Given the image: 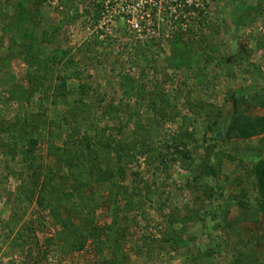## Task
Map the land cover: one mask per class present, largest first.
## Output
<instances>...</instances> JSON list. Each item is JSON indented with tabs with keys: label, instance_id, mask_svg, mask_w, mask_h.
<instances>
[{
	"label": "rangeland",
	"instance_id": "rangeland-1",
	"mask_svg": "<svg viewBox=\"0 0 264 264\" xmlns=\"http://www.w3.org/2000/svg\"><path fill=\"white\" fill-rule=\"evenodd\" d=\"M23 30L28 58L15 50ZM62 78L77 127L50 102ZM24 109L60 124L56 136L103 131L135 150L117 166L96 144L99 179L82 172L86 210L74 197L44 209L39 183L21 178L62 171L48 130L32 158L2 131L0 264H104L113 221L122 264H264V0H0V128ZM56 183L71 193L64 174ZM121 193L135 194L130 210ZM90 214L103 231L70 249L62 226Z\"/></svg>",
	"mask_w": 264,
	"mask_h": 264
},
{
	"label": "trees",
	"instance_id": "trees-1",
	"mask_svg": "<svg viewBox=\"0 0 264 264\" xmlns=\"http://www.w3.org/2000/svg\"><path fill=\"white\" fill-rule=\"evenodd\" d=\"M4 29H8V27H5ZM21 32H23V34L20 35L24 40L21 41L22 43L20 45V49L15 50L18 55H22L28 58L33 55V53L31 52V47H34V44L31 40V33H27V31L25 30L20 31L19 33ZM13 36H11V40ZM28 51H30V53H27ZM77 87L81 91L84 88V84H78ZM67 90L66 79L62 78L61 81L54 87L50 102L52 106L63 105L68 108V113L66 111H63V114H69L71 120L75 122L77 127L78 122L76 118H80L81 116L79 115L78 117L77 114L82 113L80 111L78 112L79 102L76 105H68L69 100L67 99V96L69 95V93L66 92ZM28 92L29 90L27 91L24 89L25 95L28 94ZM25 98L27 99V95L25 96ZM81 104L83 103L81 102ZM17 105L18 103L16 104V106ZM17 108L22 109V104L18 105ZM58 114L61 115V113L59 112ZM17 115L10 124L7 122L6 124L8 125H3L0 128V134L2 131H5L12 137V142L8 145V147H11V144L12 147L14 146V148L19 145V149L16 150L20 151V149L22 150L25 148V156H29L32 158L34 156L35 147L40 143V141L44 139L41 131L47 129V137H49V145L47 146V150L50 154H54L55 159L57 160L58 158L59 162L62 164V171L58 169H51L49 167L47 168L46 166L44 171H42L41 169H33L32 171H28L26 175L21 178L23 179V183L28 182L29 184L33 185L35 183H39V193L35 198V202L36 204L41 205V207H43L44 209L51 205L58 206V204L64 202L67 197H74V200L77 201V205L80 207V209H82L81 211H83L84 209L86 210L87 205L84 204V197H82V193H80V191H83L84 187L86 185H89L91 182L85 177H82V172H86V170H88L89 173L90 170V175L99 179L95 172H99L100 169L95 166L93 162L96 153V144H99L100 146L108 149V151H112L115 153L117 161L113 162V164L115 163V165L117 166L120 165V161L126 156V154H128L130 148L131 150H135V147L133 145L121 144L122 142L120 140L109 136L106 133L104 135L103 131L101 134L95 133L94 135H84V133H82L79 137L74 135L75 137L73 136L72 138L67 140L63 137V134H61L60 136H56V134H54V131H57V128H60V124L56 123V121H54L53 119L43 121L41 119V115H39L38 113H33L30 115L25 109L20 116ZM62 117L65 118V116ZM17 124L18 129L16 127ZM58 140L61 143L57 142ZM20 146L23 148H20ZM3 153L6 154V152ZM221 155L223 156V154ZM220 160L221 157L219 156L218 161L215 162L219 170L221 168ZM82 165L86 166L83 168ZM109 165H112V163ZM210 167H212V165H210ZM104 171L106 170L101 169V172ZM107 171L111 173L113 172V169L109 166ZM59 173L64 174L65 178L69 180V187L71 188V193L69 195L63 192H61L59 195L56 190V187L59 185V183H56L57 175ZM118 174L119 176H121V179L126 177V168L123 167ZM109 178H101V180H109V182H111L115 179V177ZM35 190L36 189L33 190V188H31L26 192H22L21 195L26 197L27 202H31L33 201ZM121 194L124 197V202L127 203V207H129L128 210H130L132 208L131 204L134 203L133 199H135V194ZM83 221L85 222L75 224L73 221L68 220L61 228L63 230L61 239L65 244L68 245L70 249L82 248L88 237H99L97 235H99L100 232L103 231L98 230V232L93 227H91L90 224H92L93 222L92 214H90L89 217H85ZM106 230L107 233L104 237L110 244V247L108 248L112 250L111 253H113V257L105 261L104 264H120L122 262L120 257L122 251L120 248L123 245V236H125V234L123 233L124 227L119 226L117 222L113 221L109 223V225L106 227ZM115 249H117L118 251H116Z\"/></svg>",
	"mask_w": 264,
	"mask_h": 264
},
{
	"label": "built area",
	"instance_id": "built-area-1",
	"mask_svg": "<svg viewBox=\"0 0 264 264\" xmlns=\"http://www.w3.org/2000/svg\"><path fill=\"white\" fill-rule=\"evenodd\" d=\"M127 25H128L129 28L135 30L138 27V22L134 21L133 18H132V19H130V21L127 20Z\"/></svg>",
	"mask_w": 264,
	"mask_h": 264
},
{
	"label": "water",
	"instance_id": "water-1",
	"mask_svg": "<svg viewBox=\"0 0 264 264\" xmlns=\"http://www.w3.org/2000/svg\"><path fill=\"white\" fill-rule=\"evenodd\" d=\"M220 135V132H218L217 134H216V136H219Z\"/></svg>",
	"mask_w": 264,
	"mask_h": 264
}]
</instances>
